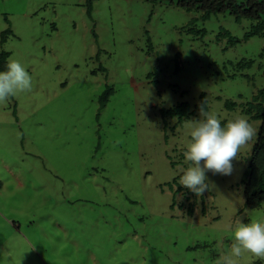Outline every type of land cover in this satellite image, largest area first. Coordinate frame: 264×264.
<instances>
[{"label": "rangeland", "instance_id": "1", "mask_svg": "<svg viewBox=\"0 0 264 264\" xmlns=\"http://www.w3.org/2000/svg\"><path fill=\"white\" fill-rule=\"evenodd\" d=\"M90 2L88 15V0H0V52L32 77L0 103V264H221L235 219L264 218V205L244 208L260 122L241 113L264 91V38L168 0ZM194 19L203 38L187 32ZM202 95L222 124L243 115L256 135L197 197L178 180ZM181 103L189 120H163Z\"/></svg>", "mask_w": 264, "mask_h": 264}, {"label": "clouds", "instance_id": "2", "mask_svg": "<svg viewBox=\"0 0 264 264\" xmlns=\"http://www.w3.org/2000/svg\"><path fill=\"white\" fill-rule=\"evenodd\" d=\"M32 89V77L19 60H11L0 71V103L18 93ZM199 119L189 122L188 139L183 151L187 165L178 184L200 197L209 190L211 175L231 176L234 161L240 149L249 144L256 129L243 115L222 124L217 115L199 107ZM233 239L221 264H240L245 257L264 261V218L245 222L243 217L234 221Z\"/></svg>", "mask_w": 264, "mask_h": 264}, {"label": "trees", "instance_id": "3", "mask_svg": "<svg viewBox=\"0 0 264 264\" xmlns=\"http://www.w3.org/2000/svg\"><path fill=\"white\" fill-rule=\"evenodd\" d=\"M91 0H88V15L91 13ZM171 4H176L180 9L186 12H199L200 20L207 21L212 15L228 14L236 22L248 20L252 23L244 39L252 37L264 38V0H168ZM197 19L190 22L187 32L193 36L203 38L206 35L204 30H195L193 28ZM222 37L229 39V44L234 45L236 40L228 33L222 32ZM9 54L0 52V71L5 70L8 64ZM252 61H240L236 63L235 71L239 72L251 68ZM112 95L111 89H106L100 97L101 108H104ZM201 105L208 110L204 96L200 97V103L196 106L197 111ZM225 108L233 111L237 104L226 102ZM190 106L186 103L178 104L168 110H162L163 120L177 119L178 124L184 120H189L193 115ZM241 113L248 116L251 120L260 122L256 142L252 147L249 157L248 167L243 178V199L244 208L254 210L264 205V91H259L250 102L241 107Z\"/></svg>", "mask_w": 264, "mask_h": 264}]
</instances>
